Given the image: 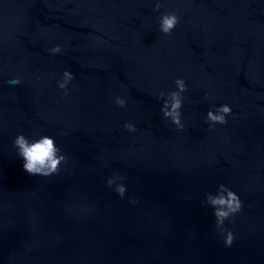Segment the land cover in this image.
Instances as JSON below:
<instances>
[{
  "label": "water",
  "instance_id": "95a60500",
  "mask_svg": "<svg viewBox=\"0 0 264 264\" xmlns=\"http://www.w3.org/2000/svg\"><path fill=\"white\" fill-rule=\"evenodd\" d=\"M20 133L54 139L59 173L24 170ZM221 184L231 247L202 206ZM0 264H264V0H0Z\"/></svg>",
  "mask_w": 264,
  "mask_h": 264
},
{
  "label": "clouds",
  "instance_id": "9594fccd",
  "mask_svg": "<svg viewBox=\"0 0 264 264\" xmlns=\"http://www.w3.org/2000/svg\"><path fill=\"white\" fill-rule=\"evenodd\" d=\"M160 3L155 6L156 11L160 8ZM179 23V17L173 13L169 12L163 14L160 18V31L164 35H170L173 29ZM53 54L59 53L61 48L59 45L49 49ZM74 79L73 74L65 70L63 72V79L58 81V87L64 90V95L68 94L67 85L70 81ZM18 82L17 81H13ZM177 91H172L167 93V99L161 109L165 119H171L172 123L179 130H183L184 124L181 119V108H182V93L187 91L186 83L183 79H177L175 81ZM160 97H164L165 93L160 92ZM116 104L123 108L126 105V101L120 97L116 98ZM232 114V109L229 105L225 104L220 106L213 111H208L206 117V123L211 126L215 124H226V117ZM124 128L129 132H135L136 128L132 124H125ZM13 147L18 151V156L23 158V168L30 175H39L43 177H48L53 174H57L60 171L61 163L67 162V157L61 154V149L57 147L54 139L50 136L43 135L39 139L30 141L25 137L24 134L20 133L16 136L13 141ZM124 177L119 175H113L107 180V186L113 187L115 185V192L123 198L126 193V187L124 184L119 183L123 181ZM130 203H137L135 199L129 201ZM214 209L213 215L215 217V227L220 230L221 236L224 237V245L226 247H231L235 239L234 234L224 228L225 220H230L236 213H238L242 208V202L240 201L238 195L233 191L229 190L225 185L221 184L216 195L206 194V201L203 204Z\"/></svg>",
  "mask_w": 264,
  "mask_h": 264
}]
</instances>
